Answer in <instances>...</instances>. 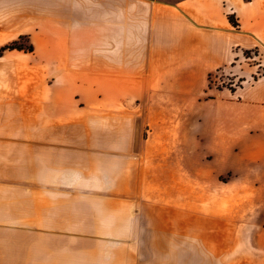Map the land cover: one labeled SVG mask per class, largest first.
<instances>
[{
  "label": "rangeland",
  "instance_id": "1",
  "mask_svg": "<svg viewBox=\"0 0 264 264\" xmlns=\"http://www.w3.org/2000/svg\"><path fill=\"white\" fill-rule=\"evenodd\" d=\"M33 44L32 37L22 34L0 46V188L4 189L5 213L15 219L12 224L18 232L14 231V236L28 234L29 221L36 211L44 209V204H66L74 209L76 204L116 203L133 210L141 200L164 207L160 217L164 223L149 212L146 215L152 222L146 226L160 232L162 225L165 254H152L164 258L135 263L264 264V156L256 164L246 162L254 146L264 148V135L256 133L264 129V81L255 82L264 71L263 47L243 51L232 66L213 71L205 91L194 98L157 96L145 84H117L118 95L129 98L122 97L114 106L129 108L135 114V140L150 137L148 108L194 111L191 123L180 129L172 121L165 124L173 116L157 117L163 124L157 127L162 139L179 141L175 148L171 144L164 150L179 155V168L186 176L180 180H146L148 187L158 189L157 196H151L155 190L149 189L151 194L143 197H98L80 195L82 190L77 189L88 186L92 170H100V163L93 169L94 155L100 158L97 161L102 160L101 170L125 168L119 162L125 157L109 153L123 150L112 145L123 139L120 131L130 129V124L125 123L124 116L117 122L103 114L95 116L93 88L78 89V85L60 82L76 74V69L36 66L34 55L28 54ZM9 45L12 48L2 49ZM245 71L252 73L247 80L240 77ZM108 86L102 85L101 91H108ZM166 167H170L166 172L173 170L172 165ZM79 175L87 180H78ZM102 182L110 181L97 180L98 185ZM118 182L124 188L125 181ZM128 215L133 216L131 211ZM44 222L36 221L41 230L68 238L62 242L69 251L67 263L76 264L78 241L82 235L91 236L87 234L91 229L86 228L82 234L75 226L48 227ZM117 224L116 243L101 242L95 247L84 243L85 251H94V247L106 253L103 259H90L86 252L85 263L134 264L128 259V250L141 248L126 236L132 223L118 220ZM146 248L156 250L154 245ZM109 252L116 253V257L108 259Z\"/></svg>",
  "mask_w": 264,
  "mask_h": 264
},
{
  "label": "crops",
  "instance_id": "2",
  "mask_svg": "<svg viewBox=\"0 0 264 264\" xmlns=\"http://www.w3.org/2000/svg\"><path fill=\"white\" fill-rule=\"evenodd\" d=\"M22 34L29 35L36 43L28 52L34 55L36 66L76 69V74L60 82L78 85V89L93 88L95 116L103 114L116 122L124 116L125 123L130 124V129L119 130L123 139L115 140L117 143L112 145L123 150L109 153L125 157L123 162L119 161L125 168L101 170L102 160L97 161L100 158L94 155L93 169L100 163V170H92L89 180L79 175L78 180H87L88 185L77 189L82 190L80 195L143 197L151 194L149 189L155 190L148 187L146 180H180L186 176L179 168V155L174 150H164L171 144L175 148L179 141L171 143L162 139L157 127L163 124H159L161 120L157 117L173 116L165 124L172 121L180 129L191 123L195 113L182 107L148 108L150 137L135 140L132 130L135 114L129 108L114 106L122 97L129 98L118 95L117 84H145L155 95L172 99L197 97L205 91L213 71L232 66L243 51L264 48V0H0V46ZM250 72H242L240 77L247 80V75H252ZM256 80L264 81V71ZM102 85H109L108 91H101ZM256 133L264 135V129ZM263 156L264 148L254 146L246 162L252 160L256 164ZM168 165H172L171 172H166ZM97 180L110 182L98 185ZM120 180L125 181V191ZM3 192L0 188V264H68L69 251L67 246H62L68 238L41 230L36 221L42 219L48 227L75 226L82 234L86 228L91 229L87 233L91 236L82 235L78 241L76 264H92L85 263L86 252L90 259L104 258L106 253L94 247L101 242L116 243L118 220L132 223V230L126 236L141 248L128 250V259L134 264H139L135 263L137 260L164 258L152 255L165 254L162 225L160 232L146 226L152 222L146 213L163 217L164 207L158 202L140 200L133 210L116 203L76 204L72 206L74 209L66 204L55 207L44 204V209L36 211L29 221L28 234L14 236L15 219L5 213ZM154 194L158 195V189L151 196ZM130 211L133 216H127ZM85 242L92 244L94 251H85ZM146 245H154L156 250H144ZM115 257L116 253H108V259Z\"/></svg>",
  "mask_w": 264,
  "mask_h": 264
},
{
  "label": "trees",
  "instance_id": "3",
  "mask_svg": "<svg viewBox=\"0 0 264 264\" xmlns=\"http://www.w3.org/2000/svg\"><path fill=\"white\" fill-rule=\"evenodd\" d=\"M230 21H231L232 23H234V21H233V19H231V17H230ZM7 48H12V47L9 45V46H5V47H3L2 49L5 50V49H7ZM29 51H32V49H29Z\"/></svg>",
  "mask_w": 264,
  "mask_h": 264
}]
</instances>
